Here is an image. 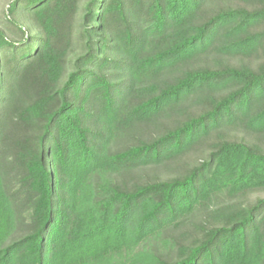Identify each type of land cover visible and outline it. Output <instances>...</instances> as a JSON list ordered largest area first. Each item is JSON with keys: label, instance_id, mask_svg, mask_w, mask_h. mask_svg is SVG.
<instances>
[{"label": "trees", "instance_id": "1", "mask_svg": "<svg viewBox=\"0 0 264 264\" xmlns=\"http://www.w3.org/2000/svg\"><path fill=\"white\" fill-rule=\"evenodd\" d=\"M0 264H264V0H0Z\"/></svg>", "mask_w": 264, "mask_h": 264}]
</instances>
